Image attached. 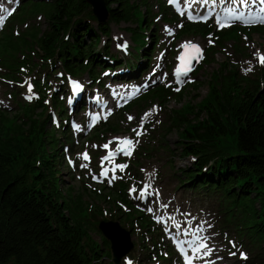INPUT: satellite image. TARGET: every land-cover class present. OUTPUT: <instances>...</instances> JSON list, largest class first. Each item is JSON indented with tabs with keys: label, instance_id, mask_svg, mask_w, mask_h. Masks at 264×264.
Here are the masks:
<instances>
[{
	"label": "trees",
	"instance_id": "trees-1",
	"mask_svg": "<svg viewBox=\"0 0 264 264\" xmlns=\"http://www.w3.org/2000/svg\"><path fill=\"white\" fill-rule=\"evenodd\" d=\"M150 1L103 0L108 20L98 23L85 0H22L15 16L18 23L29 18H39L42 23L19 36L11 27L1 35L6 38L0 37L4 76L17 79L23 68L37 77L36 90L44 95L34 104L17 103L16 111L0 110V264H106L103 258L110 257L109 243L101 237L100 248L88 235L85 206L89 205L83 197L75 196L73 186L63 189L60 184L64 158L44 103L45 92L48 79H58L57 74L60 80H65V75H86L97 85L104 81L100 77L104 70L109 71L105 78L112 80L138 78V73L148 68L160 37L153 34L154 16L161 15V20L172 16L161 3L154 13ZM120 23L134 24L125 29L141 46L134 61L110 51L111 24ZM241 32L264 39V26L215 31L209 24L192 23L184 24L177 39L211 35L214 44L208 47L204 61L210 65L227 42L240 46ZM32 57L37 63L29 68ZM42 73L43 81L37 75ZM201 86H206L207 92L196 104L182 103L180 108L169 110L166 132L176 134L174 151L183 159L194 158L175 176L181 187L211 198L220 227L235 245L250 253L251 264H264V66L254 75L242 76L236 66L222 62L205 82L179 93L161 85L153 87L126 109L152 102L159 106L182 102L190 96L189 88L198 90ZM60 101L55 94L51 102L60 117L59 129L66 134L69 124ZM118 131L117 123L103 124L94 137ZM150 150L141 148L136 161ZM124 188L119 184L112 192L104 193L103 188L101 194L91 193L96 203L109 200L116 207L115 199L127 203ZM117 210L119 219L123 218ZM125 216L131 223L140 220L132 213ZM129 229L132 231V226ZM149 230L143 226L139 232ZM93 231L97 233L95 226ZM143 243L144 238L141 248Z\"/></svg>",
	"mask_w": 264,
	"mask_h": 264
},
{
	"label": "rangeland",
	"instance_id": "rangeland-1",
	"mask_svg": "<svg viewBox=\"0 0 264 264\" xmlns=\"http://www.w3.org/2000/svg\"><path fill=\"white\" fill-rule=\"evenodd\" d=\"M197 1L199 2L200 0ZM225 1L227 4H230V0ZM17 3V0H0V9L3 10L0 11V16H2L3 12L9 6ZM149 4L153 8V10L156 11L158 4L155 2H150ZM249 7L254 11V13H256L260 8L258 0L257 3H250ZM194 8L195 10H198L199 5L196 4ZM12 18L13 17L8 20L6 28L10 26L11 28L16 29L17 32L34 28L42 23L41 21L29 18L27 19L26 23L20 24L18 23L17 18ZM168 21L169 22L167 23L163 20L156 21L155 30H157L162 36L161 44L156 52L157 62L154 67L157 70V74H154V76L149 79L147 78L149 76L148 73L145 77L140 78L138 81L134 83H129L128 86L149 87L152 84L161 85L166 79H169L166 81V83L170 81L172 85H175L177 76L174 71V68L171 72L167 70L168 63L173 61L169 50L173 48L174 52H177L181 44L191 41L198 42L202 47L208 46L212 43V40L210 41V39L203 41L197 38L194 39L192 37H186L178 41H172V38L175 36L179 28L181 27V23L183 22V20L178 19L177 22H171L170 20ZM133 27L134 24H111V34L109 38L110 51L112 54H115L118 57L124 54L122 52H119L117 46L120 47L122 46V43H128V55H130V57L122 58H124V60L129 61H134L137 59V53L140 51L141 48L139 41L137 39H130L129 32L125 30L127 28ZM247 36L248 35L246 34L240 35L241 40L240 46L238 48H235L231 42L226 43L222 53L215 56V61L212 64H203L202 69L197 71L194 76H191V84H195L200 81L205 82L206 80H208L210 73L212 71H215L218 68L219 64L222 62H225L231 66H238L239 73L246 76L257 73L259 67L258 65H260V63L257 61L256 56H264V39H262L256 34L250 35L248 37ZM1 38L6 40V38L2 36ZM104 41L105 40L103 38L102 42ZM7 44V42H4L3 46L6 47ZM166 47L167 52L164 53V55L161 57V61L158 62V52L162 51V49L164 48L166 49ZM31 62H35V59L33 57L31 58ZM142 68L145 69L147 67L142 65ZM249 68H251L252 70L247 71V69ZM148 71L149 68L145 70V73ZM1 78H3V76L0 72L1 111L13 112L17 110L16 103L22 104L30 103L31 101H33L30 98H28L27 100H25L24 98L29 97V95L32 96L33 94H36L33 89L34 84L37 82L35 78L27 76L23 72L17 76L16 80H12L11 78H5L3 80ZM179 80L182 84L180 86H177V88H179V91H181L184 87H186L188 82L184 81L182 79V76L179 78ZM61 84L63 83L55 85L53 82H50L51 87H57L58 90H60L58 92V97H62L61 102L62 104H64L66 112L70 115L71 118L77 116L76 118L77 120H79L78 123L82 125V131L78 135L72 133L67 135V137H65L66 135L60 134L61 138L59 145L62 146L63 149L68 148L70 159L76 162L75 170L69 169L65 162L62 163V165L60 166V184L63 189L68 186H73L75 188V196L83 197L86 204L89 205L85 206L86 224L89 229L88 235L90 236V238H92L93 241H95L100 246V248V238L102 236L100 233H95L93 231V226L96 222L101 221V219H114L116 217V207H114L109 202V200H106L103 203H96V198L91 193L93 190H100L103 187L105 188L104 193L114 188V185H111V183L108 182L110 179L105 180L104 178H102V183H99L98 180L100 178L102 166L100 165V161L98 158L106 152V150L103 148V143L107 140V138L116 140V142L113 143L111 147V150L114 151L117 149V144L120 139L129 138L132 139L134 142L138 141V143L134 144L135 149L134 151H132L131 159L123 160V162H126L125 164H128V168L126 169V172L119 174L118 181L121 176L124 180V183L128 187L125 196L127 200H131V203H123L127 209L119 212L121 215H124L123 223L126 219L125 215H129L131 213L134 214L135 217H140V220L135 221L133 224L134 234L132 235V242L134 244V248L130 254V258L132 259V261L125 259L122 262L126 264H129V262L130 264H182L179 255L176 256L175 254H168V252L171 251V248L175 250V253L176 249L166 237L165 230H167L168 232L175 234L177 238L186 237L187 240L195 238L198 239V243H207L209 248L212 250L210 254L214 255L215 258L219 260L218 264L251 263V257L248 262L246 260L241 259L240 252H238V250L236 249L231 248L234 244L229 243L230 239L225 238L223 231L219 229L218 223L216 222L218 218L213 211V206L216 205V203L212 201L211 198H207L205 196H202L201 194H197L196 192H193L192 190L184 186L181 187L180 181L175 176V174L180 170V165L183 163L185 166H188L189 162L188 160L186 161L183 160L182 157H179L178 150L176 152L174 151L175 147L173 143L176 139L175 132H166L168 126V117L170 116L169 110L180 108L182 103L188 102L190 105L196 104L201 98L206 95V86H201L198 90L189 88V92L191 93L190 96H187V98H185L182 102L170 101L168 104H166L165 108H161L158 105H152L150 108H148L150 106L149 105L144 108V111L128 109L122 114H118L117 112L116 115L112 117L107 123H117L120 133L116 135L102 133L99 137L93 138L90 136L89 132L84 127V121L86 118L85 113L81 112L75 114V112H80V110L69 111V107L67 105L68 102H70L71 100V94L68 91L64 92V87L59 88V85ZM29 85L31 86V91H29ZM82 85L86 94H88V96L92 98L94 92L96 91V88L95 86L92 87V84L89 83L86 76L82 77ZM112 85L115 84H113V82H107L104 84V89H107V87L109 88ZM52 90L54 89H51V91ZM15 93L16 98H14ZM98 93L104 95V90H100L98 91ZM137 97H135L134 100H136ZM153 109L155 110L153 111ZM49 113L50 115H53L55 113V109L53 108L49 110ZM146 113L150 115L146 117ZM129 117H131L132 119H129ZM56 120L58 121L57 117ZM100 126H97L95 129H98ZM134 129L140 131L141 135L136 136L135 131L132 132V130ZM94 133L95 130L91 132V135H94ZM76 137H79L80 139H74ZM141 147H146L148 149L152 148V150H150L149 156L143 157V159L137 164V166H134L133 168L132 165L136 164V153L140 150ZM84 150H86L89 154ZM84 153H87L88 157L89 155L91 156V161L90 164L87 165V170L80 171L79 168L81 167V165L85 164V162L81 161L80 155ZM93 177H96V179H93ZM141 184L149 185V188L152 190L151 195L145 201L141 198L138 193ZM132 189H135V191H131ZM146 197L147 196H145L144 198ZM145 205L148 209H152L153 212L149 211L148 213V209L145 207ZM109 207L111 211L109 210ZM145 211L147 215L145 214ZM165 211H167L164 214L165 216L167 214H175V216H177L178 218L172 220L170 224L163 229L162 227L156 224L154 225L150 221L149 217L155 216L156 212L164 213ZM184 213L192 214L193 217L185 219L183 217ZM181 223L186 225L189 224L191 226L189 229L190 232H187L186 234H181ZM176 225H179V227H176ZM143 226H146L149 229H153L155 226L159 227L157 228L159 231L151 230L149 231V234L153 235V242L162 243L158 246L160 249L158 251V255L165 257L167 259L166 261L160 260L161 262H159L158 260H156V256L154 254L157 251L155 252L152 247H150V251L154 253H150L149 255H147L146 252H141L142 250H140L139 245V230ZM205 226H207V228H205ZM124 228H126V226ZM151 235H145L146 243H151L149 240ZM200 237H207L208 239L205 241H201L199 239ZM228 237L230 238V236ZM168 245H170L171 248L168 247ZM105 250L103 251L104 254L106 253ZM203 251L197 256L195 260L196 262L210 260L207 256H203ZM231 252H235L236 255H230ZM110 260L111 253L109 258H103V261L106 264H108Z\"/></svg>",
	"mask_w": 264,
	"mask_h": 264
},
{
	"label": "snow or ice",
	"instance_id": "snow-or-ice-1",
	"mask_svg": "<svg viewBox=\"0 0 264 264\" xmlns=\"http://www.w3.org/2000/svg\"><path fill=\"white\" fill-rule=\"evenodd\" d=\"M169 2H171V0H169ZM203 4H208L209 0H202ZM219 2L221 4L224 3V0H219ZM260 8L256 13H253L251 8H249V4L252 3H257V0H230V3L232 4L231 7H228L225 9V16L224 19L225 20H231V21H240L242 23L245 24H253V23H260V24H264V0H258ZM217 3V0H212V5L213 7H215ZM247 8L248 11L245 12L242 9ZM0 11H3L2 9H0ZM10 14V13H9ZM211 14V12L206 13L205 15L201 16L200 19L202 20H207L209 15ZM3 16H0V23H3ZM188 19H193V16L191 15V13H189L188 15ZM217 23L220 24L221 27H226L229 26L226 23H223L221 21V19L219 17H217ZM182 48L185 49H192L195 52V55H190L187 53H181L180 56L178 57V59L181 61V66L178 67L176 69V76H177V81L179 82V78L181 76H187L188 73L192 70V68L190 67V65L192 64L193 60H197L201 58V50L199 48L198 45L192 43V42H186L185 44L181 45ZM259 63L264 66V56H260L259 57ZM252 69L249 68L247 69V71H251ZM81 88V86L78 83H74L73 84V90L74 91H79ZM179 88H176V91H179ZM29 91H31V86L29 85ZM155 109H153L154 111ZM146 117L150 114L146 113L145 114ZM129 119H132L131 117H129ZM143 119V118H142ZM136 133V136H140L141 132L138 130H133ZM138 143V141H133L132 139L129 138H123L120 139L118 144H117V152H123L124 155L126 156H130L132 154V151L134 149V144ZM105 148L108 147V145H104ZM116 155L115 152H109L107 156L104 157L105 160H109L112 157H114ZM83 158L85 160L88 159V155L87 153H84ZM81 167H87V165L82 164ZM117 168H119L121 171L127 167V165H116ZM113 171H115V169H113ZM108 172L107 170L102 171L100 173L101 176H107ZM116 176H112V178L108 181L109 183L112 182V180L116 179ZM93 179H96V177H93ZM149 188V185L145 184L144 188L140 191V196L144 197L147 193V189ZM131 191H135V189H132ZM158 195V193H157ZM149 211H152V209H148ZM176 227H179V225H176ZM201 241H205L208 238L207 237H200L199 238ZM231 243V242H229ZM181 251V254L184 256V264H192V258L189 257L183 249V246L180 247L179 249ZM201 250L203 251V256H208L211 253V249L209 248L207 243L204 242H199L197 243L193 248L192 251L194 253H196L197 255L200 254ZM230 255H236L235 252H231ZM240 256L242 259H247L246 255L244 253H240ZM130 264V262H129Z\"/></svg>",
	"mask_w": 264,
	"mask_h": 264
},
{
	"label": "water",
	"instance_id": "water-1",
	"mask_svg": "<svg viewBox=\"0 0 264 264\" xmlns=\"http://www.w3.org/2000/svg\"><path fill=\"white\" fill-rule=\"evenodd\" d=\"M85 2L91 7L92 13L99 23L107 21L108 11L103 0H85ZM195 61L193 60L192 65ZM98 229L110 241L114 264H119L121 259L133 248V244L130 241V233L120 228L118 223L115 222H100Z\"/></svg>",
	"mask_w": 264,
	"mask_h": 264
},
{
	"label": "bare ground",
	"instance_id": "bare-ground-1",
	"mask_svg": "<svg viewBox=\"0 0 264 264\" xmlns=\"http://www.w3.org/2000/svg\"><path fill=\"white\" fill-rule=\"evenodd\" d=\"M37 63V61H35L34 63H32V66L34 65V64H36ZM149 193V192H148ZM161 222V221H160Z\"/></svg>",
	"mask_w": 264,
	"mask_h": 264
}]
</instances>
